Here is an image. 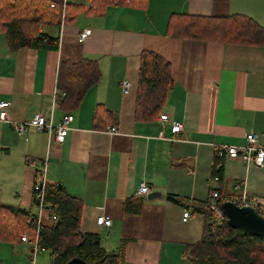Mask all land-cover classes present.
Wrapping results in <instances>:
<instances>
[{"label": "crops", "instance_id": "obj_1", "mask_svg": "<svg viewBox=\"0 0 264 264\" xmlns=\"http://www.w3.org/2000/svg\"><path fill=\"white\" fill-rule=\"evenodd\" d=\"M136 1L88 12L90 0H50L57 5L58 23L40 30L58 36L56 50L13 51L0 32V100L9 102L10 120L40 112L57 124L65 114L73 116L61 143L32 127L18 134L11 123L0 122V205L35 214L32 187L45 162L47 183H61L80 200V231L98 234L106 251L117 253L123 242L128 263L192 264L185 247L200 239L206 222L196 208L217 187L211 178L214 147L241 145L250 131L264 146V45L174 37L167 33L168 21L172 14H242L264 28V0ZM67 5H81L72 19L65 18ZM87 28L90 33L80 41L78 33ZM143 50L166 60L172 78L151 119L135 116ZM84 58L97 62L100 78L77 108L64 111L52 101L58 64ZM97 105L116 114L117 132L106 130L113 125L93 127ZM174 121L183 124L177 134L170 130ZM142 182L146 195L137 193ZM220 188L224 198L243 192L264 197V166L226 157ZM129 198L141 199L139 212H123ZM185 209L190 213L183 220ZM100 215L110 217V226L96 223ZM53 222L43 212L41 225ZM0 264H51V259L47 250L34 252L30 241L0 240Z\"/></svg>", "mask_w": 264, "mask_h": 264}, {"label": "trees", "instance_id": "obj_2", "mask_svg": "<svg viewBox=\"0 0 264 264\" xmlns=\"http://www.w3.org/2000/svg\"><path fill=\"white\" fill-rule=\"evenodd\" d=\"M88 12H97L107 4L128 3L136 0H90ZM50 0H0V32L4 34L11 50L28 47L56 50L58 36L42 32L44 25L58 23L57 7L50 6ZM139 3L143 4L141 0ZM81 5L65 6V18L72 19ZM167 33L174 37L212 40L226 43L264 45V28L246 15L203 16L172 14ZM100 78L95 60L84 58L79 62H60L57 67L55 88L63 93L57 100L59 108L70 111L80 104L84 94ZM172 86L169 63L160 55L143 50L140 54L135 116L151 119L158 113L166 93ZM117 121L116 114L97 105L93 113V127L104 129ZM224 156H218L219 165L212 167L211 178L217 185V205L224 200L220 183L223 179ZM170 200L179 201L175 195ZM33 202L34 197H33ZM44 202L51 208L57 220L50 226L35 228L33 217L27 209L0 205V240L17 241L22 234L33 240L37 233L38 245L49 252L51 264H66L79 257L86 264H132L124 260L123 242L117 253L106 251L96 233L81 232L79 229L81 202L70 195L63 186L46 183ZM197 211L204 214L202 236L196 242L186 245L185 256L192 264H264V238L245 235L232 228L225 218L219 223L213 219L207 207V199L199 203ZM124 213H137L141 209L140 198H129L123 203ZM57 221V222H56Z\"/></svg>", "mask_w": 264, "mask_h": 264}, {"label": "built area", "instance_id": "obj_3", "mask_svg": "<svg viewBox=\"0 0 264 264\" xmlns=\"http://www.w3.org/2000/svg\"><path fill=\"white\" fill-rule=\"evenodd\" d=\"M51 7H57L55 3H50ZM63 13L64 5L58 7ZM90 33V29H83L78 33V39L80 41L84 40L85 37ZM129 87V82L127 80H122L121 88L123 91H127ZM63 96V93L59 92L56 88L53 90V103L60 99ZM8 107L9 102L6 100H0V122H8L11 123L12 128L18 133L22 134L26 128L32 127L38 132L47 133L49 136H54L55 140L58 143L64 141L69 129L70 123L73 119L72 114H65L61 120L57 124H53L51 116L45 117L42 113L36 112L25 121H11L8 115ZM161 119H167L166 114L160 115ZM183 129L182 122L174 121L171 123V133L177 134ZM108 133L117 132L116 126H109L106 129ZM172 138V137H170ZM218 156H224L225 158H237L243 162H251L257 167L262 168L264 166V146L260 142V138L258 133L254 131H250L245 135V142L241 145H216L214 147V154L212 160V167L218 166L220 162L217 163L216 158ZM30 165H33V162H29ZM46 163H42L40 167V171L38 172V177L33 184V197L36 206V213L33 214V217H28L27 222H31L33 220L35 224L36 230L42 223L43 212H47L49 214V219L51 221L57 220L54 211L47 207L44 202V194H45V186H46ZM149 189L146 183H140L137 189V193L140 195L148 194ZM217 197L218 192L216 190L211 189L208 193L207 198V207L211 211L213 219L216 223H219L224 219V215L217 205ZM230 200L237 204L238 206H247L252 207L259 215L264 217V197L256 196V195H247L245 192L241 193L239 196L233 197H225L223 201ZM189 209H185L182 212L183 220L189 216ZM96 223L103 227H108L111 224V219L107 215H100L96 217ZM37 233L35 234L33 240H29L26 234H22L20 236V240L22 241H30L33 246V251L36 252L45 250L42 246L38 245L37 241Z\"/></svg>", "mask_w": 264, "mask_h": 264}, {"label": "water", "instance_id": "obj_4", "mask_svg": "<svg viewBox=\"0 0 264 264\" xmlns=\"http://www.w3.org/2000/svg\"><path fill=\"white\" fill-rule=\"evenodd\" d=\"M57 186L60 187L61 183H57ZM219 208L229 226L239 229L245 235L264 238V217L259 215L252 207L238 206L230 200H225L220 203ZM66 264H86V262L79 257H73Z\"/></svg>", "mask_w": 264, "mask_h": 264}, {"label": "rangeland", "instance_id": "obj_5", "mask_svg": "<svg viewBox=\"0 0 264 264\" xmlns=\"http://www.w3.org/2000/svg\"><path fill=\"white\" fill-rule=\"evenodd\" d=\"M45 255L47 256V255H48V253H47V252H45Z\"/></svg>", "mask_w": 264, "mask_h": 264}]
</instances>
